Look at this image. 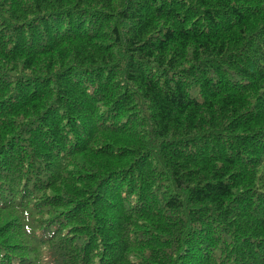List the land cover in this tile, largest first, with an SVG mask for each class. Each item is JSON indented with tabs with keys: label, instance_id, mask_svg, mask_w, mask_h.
<instances>
[{
	"label": "trees",
	"instance_id": "16d2710c",
	"mask_svg": "<svg viewBox=\"0 0 264 264\" xmlns=\"http://www.w3.org/2000/svg\"><path fill=\"white\" fill-rule=\"evenodd\" d=\"M0 264H264V0H0Z\"/></svg>",
	"mask_w": 264,
	"mask_h": 264
}]
</instances>
